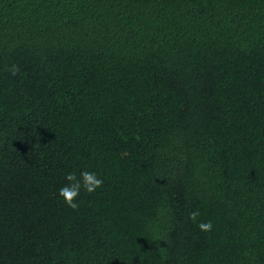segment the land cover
Returning <instances> with one entry per match:
<instances>
[{"label":"trees","instance_id":"1","mask_svg":"<svg viewBox=\"0 0 264 264\" xmlns=\"http://www.w3.org/2000/svg\"><path fill=\"white\" fill-rule=\"evenodd\" d=\"M0 264H264V0H0Z\"/></svg>","mask_w":264,"mask_h":264},{"label":"clouds","instance_id":"2","mask_svg":"<svg viewBox=\"0 0 264 264\" xmlns=\"http://www.w3.org/2000/svg\"><path fill=\"white\" fill-rule=\"evenodd\" d=\"M9 71L12 75H16L19 71L16 65H13ZM65 180L67 183L64 184L58 190V198L69 208L76 209L78 207V203L75 202L77 197L79 196L81 189H83L86 193H93L97 188L101 187L103 184L102 179H100L96 173L89 171H82L79 174V177L75 173L69 172L65 176ZM199 213L194 211L190 213L189 219L195 221L198 217ZM197 227L204 232L211 231L213 225L210 221L199 223Z\"/></svg>","mask_w":264,"mask_h":264}]
</instances>
